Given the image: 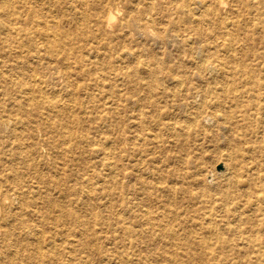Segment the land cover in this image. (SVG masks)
<instances>
[{"label":"bare ground","instance_id":"1","mask_svg":"<svg viewBox=\"0 0 264 264\" xmlns=\"http://www.w3.org/2000/svg\"><path fill=\"white\" fill-rule=\"evenodd\" d=\"M0 1L6 5L4 10L7 12L16 2L17 4L13 7L14 10L12 8L15 13L20 12L19 9H25L27 4V0ZM78 1L84 5L88 0H58V10L70 9L76 15L74 17L62 16L58 21V26L63 23L77 27L74 37H72L71 32L59 27H56V29L58 28V35L54 34L56 30L51 34L48 31V23L38 15L36 17L34 13L31 14L30 18L33 22L31 26L11 27L4 21H0V31L10 33L14 30L23 34L26 37V43L32 47L37 55L48 53L51 55L58 51V54L56 53L58 64L49 63L47 68L50 70L51 79L62 82L65 87V97L63 100L61 98L58 100L56 97L58 95L50 97L48 92L42 89L43 84H47L45 79L32 77V84L20 83L12 79L13 74L9 71L4 76V79L9 82L7 83L8 86L4 87L3 85L4 90L0 94V112L1 108L7 112L4 117L0 116V140L9 138L10 134H13L14 138L17 137L16 139L30 138L32 141L30 149L23 154L21 145H18L19 151L16 155L24 163L29 162L34 155L41 156L39 159L41 171H37L39 186L35 187L34 190L40 194L38 198L42 203L44 213L54 210L58 212V208H60V218L64 217L75 221L78 226H85L77 212L68 208L66 210L65 206L58 202V188L63 198H69L68 203L70 201L71 204L75 203L83 209H87L92 203L98 207L97 197L92 198V178L83 174L89 163L84 154L94 151V149H90L89 146L87 149L85 148V143L89 142L87 136L82 132L85 124H89V128L94 126V130L97 132V124L103 123L106 126L112 119L110 118L109 107H102L101 110L90 109L86 105L85 99L87 97L84 99L78 95L80 91H87L86 95L90 99L91 94L92 99L90 89L104 88L107 84L109 85V79L104 78V75L107 74L106 69L98 68L94 65L95 63L87 64L83 58L79 57L80 55H77L79 48H76L75 44L77 41L79 42L78 37L85 35V39L89 37L96 40L97 44L92 46V53H94L95 58L110 55L113 52L114 46H117L113 43L115 40L113 34L117 30L119 32L115 35L120 36L121 34L125 39H129L135 44L138 38L134 39V35H138L139 40L141 37H151L150 41H153L154 44L166 42L171 37L181 42L183 40L178 31L169 35L170 30L167 29L154 34L153 29L157 21L165 13V15L174 14L182 10L190 13L192 8L203 13V17H205L204 15L210 16L209 12L212 11L210 4L223 3V0H214L210 4L211 0H164L161 2L154 0H98L105 3L101 15H86V11L75 4ZM122 1L130 10L139 13L140 17L128 15L115 28V18L117 12H120L117 5ZM18 4L20 5L17 6ZM159 12H163L162 17L158 16ZM188 15L184 20L189 21ZM20 18L14 20L17 21ZM196 22L200 21L197 20ZM114 28L115 30L112 31ZM202 32L200 29L198 30L199 34ZM72 39L77 41L70 42ZM57 40L58 43H56ZM143 45L146 44L142 43L141 47ZM232 46H234L232 43L223 46L225 49L223 51L229 52L228 59L230 61L239 60L249 53L245 52L244 54L243 48H241L237 55L234 53L232 55L230 51ZM194 48H192L193 50H186L185 53L188 56V62L191 63L190 60L193 58L192 65L199 73H203L201 78L199 76L198 82H194L197 80L193 78L195 73L189 74L187 69L182 74H176L173 70L166 75L158 73L157 68L161 67L162 61L156 54L149 55L152 59L151 63L141 59V56L137 58L136 62L139 69L142 67L146 70L149 78L156 80L157 85L155 86L148 85L150 83H145V80L139 77L138 68L136 70L129 68L131 73L129 70L121 71L118 67L111 71L108 70L114 75V83L122 82V76L126 75L127 78H130L127 83L137 86L135 93H117L113 100L114 104H121L122 106L119 122L120 134L110 146L111 149L119 151L120 168L117 175L112 174L110 176L114 185H112L113 183L110 184L109 181L110 189L107 188L104 193L97 192L98 199L102 194L106 198H111L116 193L119 195V211H116L115 222L121 233L120 247L131 253L148 249L177 253L200 251L213 254L226 252L237 247L236 239L242 237L241 235L245 232L242 230V224L248 223L245 217L237 219L238 223L232 220L236 211L231 208V205L237 203L236 199L240 196H246L249 199L253 197V194H249L252 185L251 180L243 179V174L238 172L240 169L237 165L230 164V167H225V170L220 172L221 175L227 176L225 178L226 183L215 182V178L209 182L210 176L203 173L201 163L190 157L192 154L191 147L186 150L185 143H178L180 147L178 154L173 156L164 154L168 142L165 136L174 135L175 137L190 138L192 134L206 133V131H202V125L206 122L214 123L212 127H219V120H223L228 129L233 126L239 127V130L240 128L244 129L249 110L247 106L253 105L255 98L253 97L254 102L249 99L248 103L243 100V93H256L257 98L264 97V77H256L255 73L244 65L237 64L230 67V71L226 74L231 76L232 80L228 83L224 81L217 84L215 78L209 81L208 75L216 74L218 76L223 72L220 71L219 54L215 49L212 50L213 47L211 49L209 44L206 45L202 42L197 48ZM85 50L87 49L85 48ZM115 50L112 55L116 56L117 59H120L121 56H134L135 53L128 51L124 52V55L123 53L120 55L117 47ZM4 74L2 73V75ZM79 78L80 81L75 80ZM165 85L170 88H166ZM14 86H19V91L26 97L22 95L21 99L15 98L11 92L16 90ZM117 86L116 84L115 87L118 89L119 86ZM146 96L157 98L145 99ZM196 98H199L198 102H196ZM6 100H9V103H6ZM167 101H171L177 108L185 109L181 111L180 115L184 118L183 122L168 118ZM104 103L106 104L107 101ZM129 103L133 105L131 111L125 109ZM232 106L235 108H231ZM152 109L159 111L158 117L147 114L146 110ZM10 122L14 123V130H9V136H5L3 128L8 127ZM19 127L22 129L16 131V128L19 129ZM106 132L110 135L111 131L107 129ZM38 133H41L43 141L50 145L45 156L38 154V147H34V140L37 139ZM214 135L219 136L221 134L215 132ZM242 136L244 135L242 134ZM9 142L11 144V141ZM62 144H66L69 150L76 148L81 152L80 156L83 163L81 169L83 171L74 186L67 187L62 179L61 181L58 180V158L61 160L65 158L62 154L64 151L59 148ZM107 149L110 148H106L105 151ZM99 150L97 147L95 151ZM111 154V150H107L104 156L108 159ZM42 156L50 157L51 167L47 165L48 160L46 162ZM171 160L179 161L185 168L183 169L182 166L178 173H171L167 166ZM30 165H34L33 168L36 167L33 162ZM103 168L105 169V167ZM18 174V170H15L13 165L7 166L0 156V256L5 259L6 264H14L15 251L29 249L25 240L15 237L13 232L14 214L11 210V212L7 210L10 207L13 208V201H18L21 204L30 203L29 197L32 192L30 189L28 190L29 187H24L22 178L20 181L15 179ZM105 182H107L105 179L101 181L102 184ZM240 188H245V192L242 193ZM254 188L255 191L261 190L256 185ZM52 189L57 193V197L51 196ZM260 197L264 199V195H260ZM111 203L112 200H109L105 206L110 213L114 212V206ZM55 218L58 221V215ZM262 225H264V220ZM47 239L48 241H40L39 248L37 247L42 260L49 253L58 252V228H53ZM253 240L259 242L256 244V250L264 251V240L259 238ZM42 243L45 244L42 245ZM30 261V257L21 258L23 264H29Z\"/></svg>","mask_w":264,"mask_h":264},{"label":"rangeland","instance_id":"2","mask_svg":"<svg viewBox=\"0 0 264 264\" xmlns=\"http://www.w3.org/2000/svg\"><path fill=\"white\" fill-rule=\"evenodd\" d=\"M154 1L161 2L164 0ZM212 2H214V0H211L209 4ZM217 3L216 5H213V3L212 5L210 4L212 11L209 12L210 16L204 15L205 17H203V13L195 8H192L193 11L191 10L190 13H186L184 10L167 15H165L166 13L163 15V12L158 13L159 17H162V15L163 17L157 21L153 33L158 34L159 32L169 29V35H172V33L178 31L183 40L181 42L171 37L168 38L166 42L154 44L153 41H150L151 37H141L139 40L138 35H134V39L138 38L135 44L129 39H125L121 34V37L115 35L119 32L118 30L115 31L116 33L113 34L115 38L113 43L117 46H114V50L112 51H116L115 47H117L120 51V55L121 53L124 55L128 51H132L135 52L134 56H121L120 59H117L116 56L112 55V52L110 55H103L99 58H95L94 53H92V46L97 44L96 40L89 37L85 39V35L78 37L79 42L77 40L76 42L74 39H72V41L70 40V42L75 41V47L79 48L77 49V55H80L79 57L83 58L87 64L95 63L94 65L98 68L106 69L107 74L104 75V78L109 79V85L107 84L106 87L89 90V92L92 93V99L91 94L90 99L86 95L87 91L78 92L80 98L85 99V97H87V99H85L86 105L90 109L95 108L96 110H101L102 107H109L110 118L112 119V121L109 120L106 126L103 123L97 124V132H95L94 126L89 128V124H85L84 131L82 132L87 136L89 142L85 143V148L87 149L89 146L90 149H94V151L84 154L85 159L89 163L83 174L92 178V198L97 197V199H95L96 202H98L99 208L93 205L94 203L90 204L87 209H83L81 206L75 205V203L71 204L70 201L68 203L69 198H63L58 188V202L65 206L66 210L68 208L77 212V214L81 216L85 226H78L75 221L64 217L60 218V208H58V212L54 210L46 211L47 214L44 213L42 203L38 198L40 194H37L34 190L36 189L35 187L39 186L37 171H41V163H39L41 156L34 155L29 162L24 163L21 158L16 155L19 151L17 146L21 145L22 153H26L30 149L32 143L30 138L22 137L21 139H16L17 137L14 138L12 136L13 134H10L9 138H3V140H0V156H2L7 166L13 165L14 169L18 170L19 174L15 179L20 181L22 178L24 187H29L28 190L30 189L32 192L29 197L30 203L21 204L18 203V201H13V208L10 207L11 209H7L8 211L11 210L14 214L13 232L15 237L25 240V243H27L29 247L26 251H15L16 257L13 260L14 264H23L24 262L21 263V258L23 257H30L31 261L29 264H264V251L256 250V244L259 242L257 240L254 242L253 240L258 238L264 240V225H262L264 220V199L260 197V195H264V97L260 96L257 98L256 93H243L242 98L248 103L249 99L254 102L255 98L253 105L247 106L249 110L247 113L246 127L244 129L240 128L239 130V127L235 126L228 129L223 120H219V127H212L214 123L206 122L202 125V131H206V133L200 132L198 134H192L193 136L191 135L190 138H186L185 136L175 137L174 135L165 136L168 142L164 154L172 156L178 154L180 150L178 143H185V147H187L186 150L191 147L192 154H190V157L201 163V170L203 173L210 176L208 179L209 182L212 178H215V182L226 183L225 178L227 176L221 175L220 172H223L225 167H230V164L237 165L240 169L238 172H240L241 175L243 174V179L251 180L252 189L250 188L249 194H253V197L249 199L246 196H240L236 199L237 203L231 205V208H234L233 210L236 211V215H234L235 217L233 216L234 218L232 219L233 222L238 223L237 219H240V217H245L248 221L247 224H242V230H245V232L241 235L242 237L236 239L237 247L233 250L215 252L213 254L200 251L178 253L164 252L153 249L131 253L123 250V248L120 247L121 233L115 222L117 216L116 211H119V195L116 193L115 195L113 194L111 198H106L102 194L99 196V199L97 195V192L99 193L101 191L104 193L107 188L110 189L108 186L109 183H113L112 185H114V181H111L110 176L112 174L117 175L120 168L119 151L117 149H111L110 146L112 141L120 134L119 122L122 114V106L121 104H114L113 100L117 93L129 94L137 91V86L127 83L130 78H127L126 75L122 76V82L119 81L114 83V75L109 73V69L111 71L118 67L121 71H127L129 68L136 70L138 68L136 62L139 56H141V59L151 63L152 59H150L149 55L156 54L162 61L161 67L157 68L158 73L166 75L173 70L176 74H182V72L187 69L189 74L195 73L193 78L197 80H194V82H198L203 76V73H199L194 65H192L194 61L193 58L190 60L191 63L188 62V56L185 51L193 50L195 49L194 47L197 48L202 42L206 45L209 44L211 49L213 47L212 50L215 49L217 51L221 63L220 71H223L222 74L218 76L216 74H212L213 76L208 75L209 81L215 78L217 84H221L224 81L228 83L232 80V77L228 76L226 73L230 71V67L237 64L246 66L251 72L255 73L256 77H264V0H223V3ZM16 4L17 3L14 2L13 7H15ZM75 4L82 7V9L86 11V15H101L102 7L105 3L98 0H88L84 5H81L80 1ZM0 5V21H4L11 27L33 25L30 18L31 14L34 13L36 17L38 15L42 20L44 19V21L48 23V31L51 34L56 30L54 34L56 33L58 35V28L56 29V27L71 32L72 37H74L77 32V27L75 28V26H70L69 24L62 23L58 26L59 18L62 16H76L73 10H58V0H27L25 9H19L20 12L16 13L13 11V7H10V11H5L4 7L6 5L1 1ZM19 5L20 4L17 6ZM117 7L120 12H117L118 14L115 18V28L126 16L133 15L136 18L139 16V13L130 10L124 1L118 3ZM187 14H189V21L184 20ZM16 18H20V20H14ZM197 20L200 22H196ZM32 27L36 29V27ZM115 28L112 29V31H114ZM199 29L204 33L202 32L199 34ZM56 43H58V40ZM142 43L146 45L141 47ZM231 43L234 45L230 50L232 55L233 53L237 55L241 48H243L244 54L245 52L249 53L247 55L245 54L244 57L239 60L230 61L228 59L229 52L225 53V51H223V46ZM85 48L87 50H85ZM56 53H52L51 55L49 53L37 55L32 47L26 43V37H24L23 34L17 33L14 30L10 33H3L0 31V94L3 93L4 87H7V83H9L7 79H4V76L11 71V74H13L12 79L20 83L32 84V77L42 80L45 79L48 85L43 84L42 89L48 92L50 97L58 95L56 96L58 100L59 98L63 100V97H65V87L62 82L51 79L50 70L47 68L49 63L58 64V53ZM129 71L131 73V70ZM2 73L5 74L2 75ZM146 73V70L142 67L140 69L138 68L139 77L143 78L145 83H150L148 85L153 86L157 85L156 80L149 78ZM75 80L80 81L81 79ZM116 84L119 86L118 89L115 87ZM165 86L166 88H170L168 85ZM18 87H15L16 90L14 89L11 91L12 94L15 95V98L21 99L22 95L26 97L19 91ZM144 98L156 99L157 97L146 96ZM105 101H107L106 104L104 103ZM198 101L199 98H196V102ZM6 103H9V100H6ZM166 105V110L169 114L168 118L173 121L183 122L184 118L180 115L182 113L181 111L185 109L177 108L171 101H167ZM231 108L235 107L232 106ZM125 109L131 111L133 110V105L129 103L126 105ZM146 111L149 116H159V111L156 109ZM0 113V116L4 117L7 112L1 108ZM238 117L240 118V115ZM13 126L14 123L10 122L8 127L3 128L5 130V136H9V130H14ZM21 129V127H19V129L16 128V131ZM107 129H110V135L107 134ZM215 132L221 135L216 136L214 135ZM242 134L244 136H242ZM41 135V133L37 134V139L34 140V147H38V154L40 153L45 156L49 151L50 145L46 141H43ZM7 140L8 142L11 141V144L10 142L8 143ZM97 147L100 149L99 151H95ZM59 148L61 151H64L62 154L65 158L64 160L58 158V180L61 181L62 179V182H64L67 187L74 186L83 171L81 169L83 165L80 156L81 152L76 148L74 150H69L66 144L60 145ZM106 148H110L107 150H111L112 152L108 159L104 156V153L107 152V150L105 151ZM43 158L46 159V162L48 160L47 165L51 167L50 157ZM31 162L36 164L35 168H33L34 165H30ZM167 166L171 173H178L179 170L182 169V166L183 169L185 168L184 165H181L180 162L176 160H171ZM220 166H222L221 169H219ZM103 167H105V169ZM104 179L107 182L102 184L101 181ZM252 180L254 181L252 182ZM255 185L261 190L255 191ZM241 190L242 193L245 192V188ZM94 191L96 192L94 193ZM50 194L52 197H57V193L53 189ZM109 200H112L111 204L114 206V212L111 213L108 212L106 209L107 207H105ZM57 215L58 221L55 218ZM218 219L221 218L218 217ZM224 220L226 222V219ZM53 228H58V252L49 253V255H46L42 260L40 253L37 251L39 243L44 240L48 241L47 236ZM227 236L229 237L230 235ZM43 244L45 243H42V245ZM0 264H6L5 259L1 256Z\"/></svg>","mask_w":264,"mask_h":264},{"label":"water","instance_id":"3","mask_svg":"<svg viewBox=\"0 0 264 264\" xmlns=\"http://www.w3.org/2000/svg\"><path fill=\"white\" fill-rule=\"evenodd\" d=\"M221 168H222V166L219 167V169H221Z\"/></svg>","mask_w":264,"mask_h":264}]
</instances>
